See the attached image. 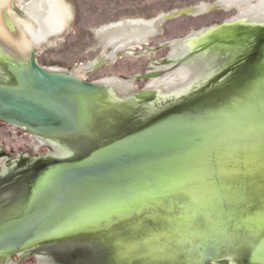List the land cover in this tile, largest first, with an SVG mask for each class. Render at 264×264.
Returning a JSON list of instances; mask_svg holds the SVG:
<instances>
[{
  "label": "water",
  "instance_id": "95a60500",
  "mask_svg": "<svg viewBox=\"0 0 264 264\" xmlns=\"http://www.w3.org/2000/svg\"><path fill=\"white\" fill-rule=\"evenodd\" d=\"M186 15L181 10L169 20ZM236 25L251 26L253 30H237ZM209 35H217V40L231 44L254 43L246 53L247 77L230 87V91L218 90L205 102L179 106L130 130L115 123L124 118L130 104L137 101L143 105L155 98L148 88L138 90L132 103L122 104L100 82H87L43 68L36 60L35 50L30 52L26 63L0 60L9 78L8 82H0V122L32 136L72 145L76 150L73 159L55 157L54 161L35 167L22 178V185L11 202L0 207V259L24 252L27 255L52 243L79 240L99 248L103 264H213L231 257L238 258L242 264H264L261 253L264 228L242 227V222L237 221L238 215L249 212L246 209L253 211L262 205L256 202L253 205L250 200L259 199L263 191L260 190L264 189L261 188L264 173L244 177L242 173L248 171L243 161L241 174L228 183L248 202L245 206L249 208L240 202L237 206L241 210L234 213L229 204H224L221 214H225L222 217L225 220L213 232H202L203 224L198 217L188 221L189 225H195L193 233L210 234L190 233L182 224L183 219L163 217L160 221L143 219L140 226L144 234L137 236L139 223L135 216L109 226L60 230L70 222L82 221L79 219L82 215L122 201L120 196L125 194L123 189L127 184L139 180V191L154 188L163 174L168 173L166 169L175 168L182 158L207 140L202 130L215 137L211 126L200 127L196 122H217L218 127L217 124L228 121L226 118L235 113L240 119L254 115L258 122L264 123V24L232 23L230 19L194 31L182 40L192 41L194 45ZM263 130L259 128L261 133L255 134L253 140L263 146L258 148L262 152ZM89 139L91 146L87 145ZM217 159L214 149L207 158L214 172L210 182L222 193L224 179L217 172ZM63 171L67 174L60 180ZM165 195L161 196L173 200L171 195ZM175 197L180 198L177 207L185 212L183 203L187 202V196L178 193ZM121 236H130L128 241L133 242L129 244Z\"/></svg>",
  "mask_w": 264,
  "mask_h": 264
},
{
  "label": "rangeland",
  "instance_id": "374dc122",
  "mask_svg": "<svg viewBox=\"0 0 264 264\" xmlns=\"http://www.w3.org/2000/svg\"><path fill=\"white\" fill-rule=\"evenodd\" d=\"M31 1L15 0L16 9H10L9 15L19 16L18 11ZM66 1L73 9L74 20L63 35L51 38L47 43L39 44L36 60L43 68L68 72L88 82L107 83L111 79L126 80L138 77L139 80L134 81V87L141 90L153 84V78L151 76L152 79L148 78L152 64H172V69L179 68L167 74L169 78H166L167 75L161 78H165L175 87L187 83L184 89L192 85L200 74L192 88L183 95L160 100V102H157L155 97L145 101L143 105L137 101L130 104V109L124 118L120 117L119 119L122 118L120 122L115 123L116 126L126 130L138 127L179 106L205 102L214 92L230 91V87L238 85L247 77L249 61L246 53L250 49L249 46L253 48L252 41L250 45L245 42L231 44L229 41L217 40V35H209L193 45L192 41L180 42L181 39L194 31L198 32L203 28L221 25L226 20L234 18L237 19L233 21L234 23L264 24V0H246L243 8H224L222 11L206 13L200 17L189 14L172 20L162 19L153 25V28L126 27L115 30L113 34H106L99 31L107 25L138 19L152 22L158 16L175 10L194 8L203 3H215L218 0ZM160 26H162L160 29L162 35L152 39L160 32ZM234 28L246 32L253 30V27L247 25H236ZM153 29V35H150ZM146 42L144 47L151 50L149 56L145 53V48L135 47ZM106 55H110V59ZM169 55L170 59L176 61L169 60ZM101 57L104 61L110 60L107 65L99 63ZM8 81L9 78L5 74L3 64L0 63V82ZM128 100L132 103L135 99L129 98L123 101L128 102ZM155 101L157 103L152 106L151 104ZM55 143L57 144L45 145V141L41 138L38 139L20 128L0 122V161H3L0 163V207L5 206L9 198H13L10 196L13 187L8 186L9 182L24 178L35 167L54 161L55 157H63L64 160L75 157L72 154L76 152L74 146L66 143L60 144L57 141ZM66 174L65 171L61 172L59 179L63 180ZM144 177L142 176L141 179ZM140 186L139 180L134 184L125 185L123 189L125 194L120 196L122 201L135 199L134 197L142 192L139 191ZM144 194L139 197V200L153 198L152 191ZM41 251H46V255H41ZM36 253L21 264H92L94 259H98L101 255L99 248L79 240L45 245ZM261 253H264V250ZM36 256H41L46 260L36 259ZM224 261L225 264H241L238 258L231 257Z\"/></svg>",
  "mask_w": 264,
  "mask_h": 264
},
{
  "label": "bare ground",
  "instance_id": "6f19581e",
  "mask_svg": "<svg viewBox=\"0 0 264 264\" xmlns=\"http://www.w3.org/2000/svg\"><path fill=\"white\" fill-rule=\"evenodd\" d=\"M245 1L246 0H218L212 10H218L220 6L226 8L239 7ZM208 7L207 4H202V13L205 12ZM10 9H16L15 0H0V60L2 61H7V59H9L26 63L31 51H37L39 44L47 43L51 38L63 35L74 20L73 9L66 0H32L26 4L22 10H19V16L9 15L8 11ZM189 11L193 10H187L186 14L190 13ZM154 24L155 20L152 22L139 19L126 20L118 24L107 25L99 32L113 34L114 31L119 28L152 27ZM153 33L154 29L149 34L153 35ZM193 36L194 35L190 38ZM71 75L78 79H83L79 76ZM133 83L134 81L132 79H111L107 81V83L102 84L109 89L110 93L115 96L116 99H122L135 92ZM168 85V80L159 78L153 82L152 87H154L160 95L165 97L170 94L167 90ZM181 93L183 92L172 94L179 96ZM234 114L235 113L226 118L228 121L220 122L219 124L221 125L217 124L218 127L215 126L217 122H214L215 124L209 123L208 120L201 123L196 122L195 124L200 127L208 126V128H210L211 126L215 137L207 135L208 133L205 134L204 130H202L201 133L204 135V139L207 140L189 155L182 158L183 161L181 160V163L176 164L175 168L166 169L168 173H164L163 176L159 175L162 177L154 188L141 190L142 192H140L138 196H135L133 200L111 202V204H108L105 208L95 210L94 212L80 217L78 216L82 221L70 222L62 226L60 230H76L83 226H109L119 221L126 222V220L134 216L138 219L137 222L139 223V233L137 236L143 232L140 222L145 218H152L157 221L163 220V217L167 220L183 219L182 221L184 222L182 224L188 228V232L190 233H193L192 229L195 228V225H189L188 221L194 220L195 217H198L204 226H202V232H205V230H211V232H213L220 228L223 223L222 221L225 220L222 218L225 214H221L224 210V204H229V208H231V211L234 213L241 210V207L237 205L244 203V206H242L245 208V205L248 204L245 199H242L240 195L236 193L234 187L232 188V185L228 183L229 179L235 180L236 176L241 174L240 163L242 164L243 161L248 171L247 173H242L245 175L244 177H254V175L264 173V152L258 150V148H262L263 146L257 144V142H253L255 134L261 133L259 128H264V123L258 122L254 115H245L240 119V116ZM86 117L87 116L84 118L87 120L88 117ZM34 136L38 139L41 137L37 135ZM113 136H116V134ZM91 141V139L88 140V146L92 145ZM46 142L48 143V141H45V145ZM214 149L218 158L217 172L221 180L224 179L222 182V187H224L222 191L223 195L220 189L214 184L211 185L210 182L214 172L212 167H209L210 162L207 161V158ZM229 165L233 167L230 168ZM165 188L166 190L164 191ZM261 188H264V186ZM160 189L162 190L158 192ZM262 190L264 191V189L260 191ZM151 191L153 198L139 200L141 195L144 193L148 194ZM263 191L260 193L259 199L253 198L250 200L253 205L255 204L254 202L262 204L256 206L258 209L253 211L246 209L249 212L244 213L241 217L238 215L237 221L242 222V227L257 228V230L264 228ZM178 193H182L188 198L187 202L183 203L184 207H186L185 212L177 207V201L180 198L175 196ZM162 194H166L165 196L171 195L173 200L162 197ZM175 210H177V212L172 215L171 213H174ZM211 216L214 217L212 218ZM258 221H262L263 223L259 224L260 222ZM143 234L144 233L140 235L142 236ZM183 234L186 233L184 232ZM121 238L126 239L129 244L133 242L128 241V239L131 238L130 236H121ZM187 246L186 244V247ZM187 252L189 253V251Z\"/></svg>",
  "mask_w": 264,
  "mask_h": 264
},
{
  "label": "flooded vegetation",
  "instance_id": "af4514ba",
  "mask_svg": "<svg viewBox=\"0 0 264 264\" xmlns=\"http://www.w3.org/2000/svg\"><path fill=\"white\" fill-rule=\"evenodd\" d=\"M218 2V1H217ZM217 2H215V3H203V4H207L209 7H208V9L205 11V12H203L202 13V11H201V5L200 6H197V7H194V8H185V9H179V10H175V11H173V12H171V13H168V14H163V15H161V16H158L156 19H155V24H157V22L158 21H160V20H162V19H171L174 15H176L179 11H183L184 13H186V11L187 10H193V11H189L190 13H187L188 15L189 14H193L194 16H196V17H200V16H202V15H205L206 13H213V12H216V11H222V10H224V8H226V7H223V6H220V9H218V10H215V11H213L212 9L214 8V5L217 3ZM235 8H243V4L241 5V6H239V7H235ZM14 10V9H13ZM212 10V11H211ZM239 10V9H238ZM176 11H177V13H176ZM237 18V17H236ZM235 20H237V19H231V22L232 23H234L233 21H235ZM154 24V25H155ZM161 27L162 26H160L159 27V30L161 29ZM152 28H153V26H152ZM157 32V31H156ZM162 35V33H161V30H160V32L158 33V35H156V37H153L152 39H156L157 37H159V36H161ZM149 40H151V39H149ZM148 40V41H149ZM147 41V42H148ZM147 42L145 43V44H143V45H140V46H135V45H133V46H135V47H143V48H145V53L146 54H148V56H149V52H151V50L149 49V48H146V47H144L146 44H147ZM180 42H183V40L181 39L180 40ZM167 46H169V44H167ZM171 48V47H170ZM188 51H189V49L187 50V53H186V55L188 54ZM144 53V52H143ZM171 53V52H170ZM173 53V52H172ZM142 55V57H146V55H144V54H140V56ZM185 55V56H186ZM107 57H109L108 59H110V55H106ZM184 56V57H185ZM102 57H103V55H102ZM100 58L99 60L101 61V62H99V63H103V64H105V65H107V63L110 61V60H106V61H104V59L103 58ZM183 57V58H184ZM117 59H118V57H117ZM182 59V58H181ZM169 60H171V61H176V60H172V59H170V55H169ZM180 60V59H179ZM105 62V63H104ZM104 65V66H105ZM104 66H102V67H104ZM172 67H173V65L172 64H164V63H159V64H152V69H151V71H150V73L148 74V78H150V79H152L153 78V80H152V82H154L156 79H159V78H161V77H164V76H166L167 74H170V73H173V72H175L176 70H178L179 68H177V69H172ZM101 68V67H100ZM100 68H98V69H100ZM95 69H97V68H95ZM94 69V70H95ZM152 78H151V77ZM199 76H200V74H199ZM199 76L193 81V83H192V85L195 83V81L196 80H198V78H199ZM166 78H169V76L167 75V77ZM129 79H132L133 81H135V80H139V78L137 77V78H135V77H132V78H128V79H126V80H129ZM83 80H85V79H83ZM86 81V80H85ZM88 82V81H87ZM99 82V81H98ZM185 84H187V83H184V85H182V86H177V87H175L174 85H172V84H169L168 85V87H167V90H168V92H170V94L169 95H167V96H162V95H160L156 90H155V88L154 87H152V85H150L149 84V86H148V91L149 92H152V93H154L155 94V97H156V101L157 102H160V100H166L167 98H171V97H176V95H174V94H172V93H176V92H183V93H181V94H184V93H186L190 88H192V85H190L189 87H186L185 89H184V87H185ZM133 85H134V83H133ZM183 89H184V91H183ZM109 90V89H108ZM138 90H141V89H137V91H136V87H135V92L132 94V95H128V96H126V97H124V98H122V99H116L115 98V100H117V101H119L120 103H122V104H125L126 102L125 101H123V100H125V99H135L136 100V94L138 93ZM143 90V89H142ZM172 92V93H171ZM136 93V94H135ZM149 100H151V99H149ZM123 101V102H122ZM129 101V100H128ZM154 102L153 104H151L152 106L155 104V103H157V102ZM147 122V121H146ZM39 138H41L42 140H45V141H48L50 144L51 143H54V144H57V143H55V141H52V140H50V139H46V138H43V137H39ZM46 144V145H50V144ZM44 147V146H43ZM3 161H0V163H2ZM18 180V179H17ZM17 180H15V181H12V182H9V184H8V186H10L11 185V187H13V191H12V194L10 195L11 197H13V196H15L16 195V193H17V190H18V188H19V186L20 185H22L21 184V181L23 180L22 178L21 179H19L18 181ZM11 202V199L9 198L5 203H6V205L8 204V203H10ZM42 247H38V248H36V249H34L31 253H29V254H27L26 255V252H24V253H22V254H19V255H14V256H11V257H6V258H2V259H0V264H21V262H23L25 259H28V258H30V257H32L33 255H35V254H37L36 252H37V250L38 249H41ZM41 253V255H46V251H41L40 252ZM100 257V258H99ZM98 257V259H94V262L92 263V264H103V262H102V256L100 255ZM36 259H40V260H46V259H44L43 257H41V256H36L35 257ZM225 260V259H224ZM224 260H221V261H219V262H216V263H213V264H217V263H220V264H225V261ZM241 263V262H240ZM104 264H109V263H107V262H104ZM242 264V263H241Z\"/></svg>",
  "mask_w": 264,
  "mask_h": 264
}]
</instances>
